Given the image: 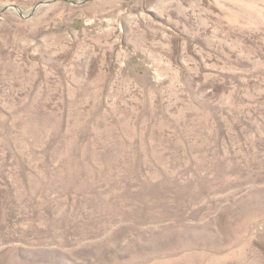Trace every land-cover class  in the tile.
<instances>
[{"label": "rangeland", "instance_id": "1", "mask_svg": "<svg viewBox=\"0 0 264 264\" xmlns=\"http://www.w3.org/2000/svg\"><path fill=\"white\" fill-rule=\"evenodd\" d=\"M0 264H264V0H0Z\"/></svg>", "mask_w": 264, "mask_h": 264}]
</instances>
